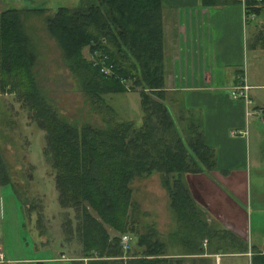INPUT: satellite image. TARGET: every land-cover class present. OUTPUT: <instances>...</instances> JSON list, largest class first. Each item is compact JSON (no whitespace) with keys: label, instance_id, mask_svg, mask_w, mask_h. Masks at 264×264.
I'll return each instance as SVG.
<instances>
[{"label":"trees","instance_id":"1","mask_svg":"<svg viewBox=\"0 0 264 264\" xmlns=\"http://www.w3.org/2000/svg\"><path fill=\"white\" fill-rule=\"evenodd\" d=\"M200 1L213 6L231 0ZM165 8L163 0H78L50 13L44 6L0 10V94L13 93L45 131L43 152L53 168L59 202L78 215L72 230L82 254L51 264H186L182 257L166 255L155 229L138 231L131 188L135 177L159 171L171 205L184 213L192 204L183 174L210 170L215 163L200 129L190 125L182 135L163 101ZM243 8L249 19L261 13L264 0H243ZM29 16L42 18L91 110L103 114V126L68 121L48 101L38 84ZM85 46L105 53L113 72L93 65ZM126 80L140 88L139 125L105 114L102 107L107 104L103 93L125 90ZM0 181L13 184L1 153ZM125 232L134 235L135 243L124 253L120 235Z\"/></svg>","mask_w":264,"mask_h":264},{"label":"crops","instance_id":"2","mask_svg":"<svg viewBox=\"0 0 264 264\" xmlns=\"http://www.w3.org/2000/svg\"><path fill=\"white\" fill-rule=\"evenodd\" d=\"M163 3V101L179 119L199 115L215 163L208 172L183 174L192 204L184 213L171 205L161 184V207L155 200L146 208L145 225L155 229L167 256L182 257L186 264H264V146L253 144L259 128L264 135V79L248 81L245 75L248 102L230 94L243 72L254 16L246 18L239 0L213 6L200 0ZM6 5L0 0V7ZM169 35L178 40L170 54ZM149 191L155 193L154 188ZM23 259L51 264L69 257Z\"/></svg>","mask_w":264,"mask_h":264},{"label":"rangeland","instance_id":"3","mask_svg":"<svg viewBox=\"0 0 264 264\" xmlns=\"http://www.w3.org/2000/svg\"><path fill=\"white\" fill-rule=\"evenodd\" d=\"M5 1L6 6H44L48 8L49 13L59 5L73 6L78 2V0ZM2 8L0 7V10ZM261 14H264V9L260 14L254 15L255 18L249 20L254 25L250 24L248 27L246 62L240 66L246 77L249 76L248 81L264 79V24H261V20L264 22V17H261ZM28 20V34L34 46H37L38 61L35 70L38 84L48 101L59 115L68 121L77 124L88 121L103 126V114L91 110L88 97L66 66L62 50L49 34L42 18L29 16ZM171 27L172 25L168 28L169 32ZM168 37L171 44L168 48L170 54L173 51L172 45L178 40H171L170 35ZM83 53L93 65H100V69L103 65L102 59L105 60L106 66L113 65L107 63L108 56L97 49L91 51L89 46H85ZM112 72L113 66L104 73L109 75ZM139 89V87L132 88V80H126L125 90L103 93L108 104L102 106L105 114L139 125L142 118ZM168 107L171 108L170 105ZM174 113L175 124L182 135L187 133L188 123L200 129L199 115L189 116L187 123L185 119L177 117V112ZM44 134L45 131L32 119L30 111L15 98L13 93L0 94V153L13 183L0 181V244L2 245L0 251L4 252L6 260H12L14 264H40L23 258L49 256V258L71 259L82 254L81 240L76 230H72L78 221V215L73 207L64 208L59 202L53 168L43 152ZM256 142L264 146L261 128L257 130V136L253 139V144ZM153 172H158L159 176L148 178L147 175L137 176L131 183L132 199L138 206V211L135 212V218L140 222L137 226L138 231L146 226V208L155 200L161 207V195L158 191L161 190L163 180L159 171ZM149 188H154L155 193L152 194ZM109 229L114 233L112 228ZM129 234L132 236L130 248L132 249L135 237L132 233Z\"/></svg>","mask_w":264,"mask_h":264},{"label":"built area","instance_id":"4","mask_svg":"<svg viewBox=\"0 0 264 264\" xmlns=\"http://www.w3.org/2000/svg\"><path fill=\"white\" fill-rule=\"evenodd\" d=\"M243 5V2H242ZM244 10V8H243ZM245 14V13H244ZM246 16V15H245ZM247 18V17H246ZM103 63V65H101V70L103 72H106L107 69H110V67L106 66L105 64V60L102 59L101 60ZM249 85L246 83L245 80V74H243V72L240 74V78L237 84L233 85L232 87H230V94L233 98H242L245 101H249ZM232 133H237V130H232ZM132 236L129 233H122L120 235V245L121 248L124 252L130 250L131 246H132V241H131ZM0 259H3L5 261V264H11L10 261L5 260V258L3 257V253L0 252Z\"/></svg>","mask_w":264,"mask_h":264}]
</instances>
